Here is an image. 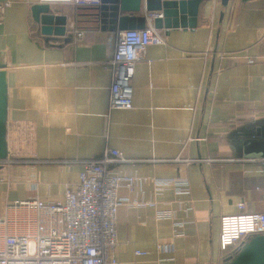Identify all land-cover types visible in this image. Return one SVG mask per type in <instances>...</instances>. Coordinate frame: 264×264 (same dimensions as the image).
Wrapping results in <instances>:
<instances>
[{
  "label": "crops",
  "instance_id": "0c3cea01",
  "mask_svg": "<svg viewBox=\"0 0 264 264\" xmlns=\"http://www.w3.org/2000/svg\"><path fill=\"white\" fill-rule=\"evenodd\" d=\"M0 1L8 2L0 50L9 149L0 215L6 201H63L80 161L109 148L130 161L119 170L138 179L118 190V263L223 264L221 217L240 214V202L245 213H264L263 162L233 157L228 143L230 131L264 117V0H231L222 21L220 0H205L194 29L160 31L164 44L135 66L128 111L108 109L112 76L103 62L113 32L76 23L65 0ZM41 2L83 38L70 31L68 43L46 47L30 12ZM180 180L186 188L160 187ZM165 212L170 219L159 220Z\"/></svg>",
  "mask_w": 264,
  "mask_h": 264
},
{
  "label": "built area",
  "instance_id": "2783aa9c",
  "mask_svg": "<svg viewBox=\"0 0 264 264\" xmlns=\"http://www.w3.org/2000/svg\"><path fill=\"white\" fill-rule=\"evenodd\" d=\"M65 1L76 7L100 5V0ZM6 7L8 2L0 5L1 15ZM145 18L144 30L115 31L108 40L112 51L103 65L112 76L110 111L133 108L135 66L148 47L164 44L160 31L153 24L154 19L162 15L146 13ZM70 31L78 40L83 38V32L74 28ZM258 42L264 45V33ZM246 59L250 64L256 62L250 57ZM80 162L82 171L76 182L65 185L63 201L45 203L33 198L3 204L0 264H119L115 257L118 246L116 218L118 207L125 200L118 198V190L122 186L132 189L138 179L119 170L130 161L117 150L108 148L101 155ZM261 162L264 165V160ZM160 187L180 190L187 187V182L167 181ZM262 194L264 198V192ZM236 207L240 214L220 219L219 247L225 258L239 251L250 236L264 234V213H245L241 202ZM170 217L167 212L157 214L159 220ZM180 226L175 224L174 228Z\"/></svg>",
  "mask_w": 264,
  "mask_h": 264
},
{
  "label": "water",
  "instance_id": "95a60500",
  "mask_svg": "<svg viewBox=\"0 0 264 264\" xmlns=\"http://www.w3.org/2000/svg\"><path fill=\"white\" fill-rule=\"evenodd\" d=\"M205 0H100L96 21L101 31L144 30L146 13H160L162 18L153 21L155 29L168 31L178 28L194 29L199 8ZM231 0H220V21ZM257 0H240L247 4ZM7 1H0V5ZM31 18L46 47L55 43H68L73 35L67 29V18L56 14L48 3L30 8ZM2 15L0 14V25ZM7 67L0 50V162L9 158L7 142V80L3 71ZM229 147L235 158L264 160V117L245 123L228 134ZM264 172V165L261 166ZM3 165H0V170ZM223 264H264V234L250 236L233 256Z\"/></svg>",
  "mask_w": 264,
  "mask_h": 264
},
{
  "label": "trees",
  "instance_id": "16d2710c",
  "mask_svg": "<svg viewBox=\"0 0 264 264\" xmlns=\"http://www.w3.org/2000/svg\"><path fill=\"white\" fill-rule=\"evenodd\" d=\"M97 7L92 6H78L76 7V23L81 22H93L98 23L96 21L97 15Z\"/></svg>",
  "mask_w": 264,
  "mask_h": 264
}]
</instances>
